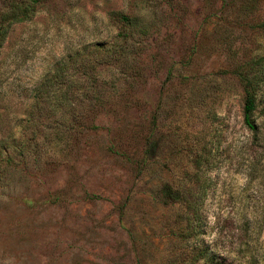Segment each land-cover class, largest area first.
Here are the masks:
<instances>
[{
	"label": "rangeland",
	"instance_id": "374dc122",
	"mask_svg": "<svg viewBox=\"0 0 264 264\" xmlns=\"http://www.w3.org/2000/svg\"><path fill=\"white\" fill-rule=\"evenodd\" d=\"M261 22L264 0H40L11 25L0 264H264V78L253 137L234 74Z\"/></svg>",
	"mask_w": 264,
	"mask_h": 264
},
{
	"label": "trees",
	"instance_id": "16d2710c",
	"mask_svg": "<svg viewBox=\"0 0 264 264\" xmlns=\"http://www.w3.org/2000/svg\"><path fill=\"white\" fill-rule=\"evenodd\" d=\"M40 0H21L18 2L10 3L7 9L0 14V46L6 35L8 28L17 23H22L31 19L34 14L35 6ZM258 27L264 28V22L258 24ZM253 67L257 68V71L248 69H238L234 72L237 78L238 84L241 89V121L242 126L253 137H257L259 132V126L256 122L257 105V90L260 84L263 82L264 72L262 70L264 66V57L257 58L253 63ZM164 196L172 201H182L186 205V210L191 213L192 217L195 216L197 209L192 207L191 200L184 198L183 193L180 191H173L165 185L163 187ZM195 204V203H194Z\"/></svg>",
	"mask_w": 264,
	"mask_h": 264
}]
</instances>
